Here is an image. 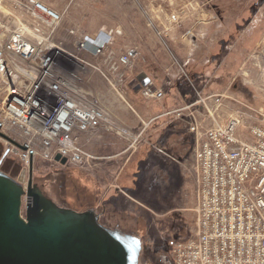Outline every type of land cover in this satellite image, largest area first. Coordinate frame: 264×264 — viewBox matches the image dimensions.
<instances>
[{"label":"rangeland","instance_id":"374dc122","mask_svg":"<svg viewBox=\"0 0 264 264\" xmlns=\"http://www.w3.org/2000/svg\"><path fill=\"white\" fill-rule=\"evenodd\" d=\"M14 1L24 0H0L2 17L10 9L20 11L17 5L14 7ZM41 1L62 15L55 40L66 51L82 56L91 64L96 63L99 70L105 73L109 68L110 60L118 65L117 71L110 73L113 81L118 83L117 89L91 66L81 71L82 86L91 90L122 125L124 124L121 121L129 126L141 119L142 108L156 109L155 107L160 104L158 101L145 99L134 89L140 85L141 73L147 72L151 77L163 78L175 69L181 72L179 76L188 70L184 65L188 49L184 35L193 22L213 21L224 25L227 29L232 28L230 33L227 31L225 46L233 41L231 34H241L247 27L246 32H251L257 27H262L264 30V0ZM173 16L176 19H173ZM104 28L120 32L114 35L105 54L97 57L90 52H79L76 47L77 36L71 33L72 30L96 35ZM255 33L259 36L262 31L258 28ZM189 34L187 38H190ZM130 48L138 50V58L130 66L120 65L119 57ZM261 49L263 46L259 47L256 57L245 60L239 70L222 72L219 78L211 74L218 57L211 58L210 65H207L204 71L205 79L202 78V81L198 82L199 85L197 83L196 86L194 85L195 92L200 91L204 97V101L199 104L204 108V116L201 115V120L206 127L211 126L215 120L226 122L231 115L239 111L246 113L240 129L242 137L248 138V130L252 125L264 124V58ZM180 65L183 66V73ZM170 76H175V73H170ZM214 93L220 96H215ZM216 98H221L222 101L218 104ZM244 105L250 107L251 111ZM96 134L98 136L91 142V136L85 134L82 145L97 157L94 156L83 164L65 166L37 159L33 164V176L44 194L59 205L77 211L96 209L102 214L103 223L113 227L116 223L108 222V219L106 221L105 217L107 199L110 195L108 184H111V178L107 174L106 157L112 156L115 151L122 148L140 150L141 143L140 138L136 142L134 139L124 140L117 134L105 130H98ZM112 142L114 145L111 144ZM1 144H6L2 138H0V146ZM194 145H197V141ZM129 154L117 161L119 168L125 164V168L131 170L125 171L124 174L132 173L139 166H147V162L140 160L139 153H135L136 155L130 159ZM187 158L188 167L192 169L195 163L190 156ZM95 160L98 163L97 171L93 166ZM146 169L140 175L142 185H139L137 191L141 194L135 196L130 192L132 198L128 196V200L119 197L116 214L120 215L119 220L123 221L124 226L126 225L128 231L124 230L125 232L141 237L143 264H174L172 245L177 240H185L195 234L194 173L188 172L184 176L189 187L186 192L177 191L181 181L178 175L169 178L166 173L162 172L161 174L165 175L162 176L158 171L155 176L153 175L155 184L151 190H148L150 183L144 180L155 170L152 169L151 172L150 169L147 171ZM3 171L19 181L22 179L23 184L27 186L29 168L22 163L8 165ZM174 192L176 197L171 196ZM138 203L141 205L138 206ZM26 205L27 199L24 200V211Z\"/></svg>","mask_w":264,"mask_h":264},{"label":"built area","instance_id":"2783aa9c","mask_svg":"<svg viewBox=\"0 0 264 264\" xmlns=\"http://www.w3.org/2000/svg\"><path fill=\"white\" fill-rule=\"evenodd\" d=\"M15 5L19 12L10 9L0 15V131L22 146L19 161L27 168L37 159L83 164L94 156L82 138L98 130L139 140V134L82 86L81 71L91 66L116 88L110 73L118 65L110 60L107 74L96 63L66 51L55 40L62 15L43 1ZM71 33L77 36L79 52L99 57L120 32L104 28L96 35ZM138 56V50L130 48L118 63L130 66ZM142 95L161 100L165 91L148 83ZM190 108L168 112L178 117L188 113L189 129L197 138L195 234L172 245L174 264H264V124L252 125L245 138L240 129L246 113L236 112L226 122L215 120L206 127ZM57 155L66 164L57 161Z\"/></svg>","mask_w":264,"mask_h":264},{"label":"crops","instance_id":"0c3cea01","mask_svg":"<svg viewBox=\"0 0 264 264\" xmlns=\"http://www.w3.org/2000/svg\"><path fill=\"white\" fill-rule=\"evenodd\" d=\"M247 28H245V30H243L241 34H231L233 37V41L225 46V39L228 36L227 31L230 33L233 30L232 28L227 29L224 25L213 21L193 22L187 29L186 35H184L186 44L188 45L184 65L189 68V71H191V73H197L208 67L207 65H210L209 63L211 62V58L213 56H216L218 58L215 62L213 72L211 74L213 76L216 75L218 76L217 78H219V75L222 72L239 70L242 66L241 64L245 62V60L248 61L249 58L253 59V57H256V52H258L259 47L262 46L263 49H261V55L264 58L263 28L257 27L251 32H246ZM258 28H260L262 31L259 36H257V34L255 33V30H257ZM188 33H190L189 35H191L190 38H187ZM180 69L183 73L184 70L182 65H180ZM170 73H175V76H170ZM180 74L181 72L178 69L168 72L167 75L163 78L151 77L147 74V72L141 73L139 77L140 86H136L134 88L136 92L139 91V93L142 94V90L145 85H147L148 83H152L155 89L165 91V97L161 100L152 99L153 101L160 102L158 107H155L156 109L142 108L140 110V114L142 116L140 117L141 119L133 122V125L129 126L125 122L121 121L124 125H126L127 128L131 129L134 133L139 134L141 143L140 150L122 148L118 151H115L112 156L106 157L108 168L107 174L111 178V184H108L110 186L108 188V191L110 192V198L108 197L107 199V211L105 217L106 221L108 219V222L111 221L115 222L118 226L120 225L122 230L128 231V229L125 227L126 225H123V221L119 220L120 215L116 214L118 212L117 199L119 197H123L124 200H128V196L132 198L129 194V191L133 189L138 190L140 188L139 185H142V182L140 181V169L142 167L143 169H146V167L148 166L147 169H150L151 172L152 169L155 170L153 174H151L149 171V179L147 178L146 180H144L146 183H150L148 190H151L152 186L155 184L156 180H154L153 177L158 171L160 174L162 172L166 173L169 178H175L178 175L181 181L179 186H177V191L186 192L189 187L184 176L188 172L194 173V193L196 197L195 206L197 207V165L195 155L196 146L194 145V143L197 141V138L196 135L189 129L191 118L188 113H185L182 117H178L175 114H168V112L190 105V110L197 117V120L203 123V121L201 120V115L203 114L204 116V108L199 103H201V101H204V97L198 90L194 95H190L185 90L186 86L179 87L176 79L177 77H180ZM192 86L195 90L194 85ZM213 95L220 96V94L217 93H214ZM194 97L195 100L192 101ZM215 100H217L216 102L218 104L222 101L221 98H216ZM116 119L118 118L116 117ZM96 132L88 134L91 136L90 142L94 137L98 136ZM123 139L127 140L126 138ZM113 142L111 143L112 145H114ZM138 151H141V153ZM89 152L93 156L97 157V155H94L93 153H91V151ZM128 153H130L128 156L129 159L139 153L141 157L140 160L147 162V166H139L132 173L127 172L128 174H124L125 171L131 170H127L125 168V164L119 168L117 166V161L118 159H123L122 157L124 155H127ZM189 156L195 163L192 169L188 167L189 162L187 157ZM97 160L99 159L97 158ZM93 166H95L94 169L97 171L98 163L96 162V160L94 161ZM161 175L165 176L164 174ZM153 189L156 188L153 187ZM172 194L171 196L176 197L175 192ZM139 204L140 203H138V206L141 205Z\"/></svg>","mask_w":264,"mask_h":264},{"label":"water","instance_id":"95a60500","mask_svg":"<svg viewBox=\"0 0 264 264\" xmlns=\"http://www.w3.org/2000/svg\"><path fill=\"white\" fill-rule=\"evenodd\" d=\"M0 138L22 148L1 131ZM20 180L0 169V264H143L139 235L104 224L96 209L61 206L32 179L27 186Z\"/></svg>","mask_w":264,"mask_h":264},{"label":"trees","instance_id":"16d2710c","mask_svg":"<svg viewBox=\"0 0 264 264\" xmlns=\"http://www.w3.org/2000/svg\"><path fill=\"white\" fill-rule=\"evenodd\" d=\"M205 70H206V68H204L203 70H201V71H199L197 73L196 72L191 73V71H189V68H188V70H186L185 73H183L179 78L176 79L177 80L176 82L178 83V86L179 87L186 86V89L185 90H186V92L188 94L194 95L195 94V90L193 89V86L192 85H195L196 86L195 83H197V85H199L198 82L202 81V78H203V80L205 79V75H204V73H205L204 71ZM140 170H141V172L144 171L143 167ZM136 191L137 190H134L133 189V190H131L129 192L133 193V195H135V196L141 194V193H138V191L137 192ZM113 227H119V228H121L120 225L118 226L117 224L115 226H113Z\"/></svg>","mask_w":264,"mask_h":264},{"label":"flooded vegetation","instance_id":"af4514ba","mask_svg":"<svg viewBox=\"0 0 264 264\" xmlns=\"http://www.w3.org/2000/svg\"><path fill=\"white\" fill-rule=\"evenodd\" d=\"M6 144H1L0 146V169L3 170L4 168L8 167V165H15V164H20L21 162L18 159V151H17V147L7 143L5 141ZM23 165V164H22ZM32 179L33 182V186L37 185L39 186L36 181L35 178L32 174H30V168H29V176H28V182ZM40 187V186H39ZM41 188V187H40Z\"/></svg>","mask_w":264,"mask_h":264}]
</instances>
